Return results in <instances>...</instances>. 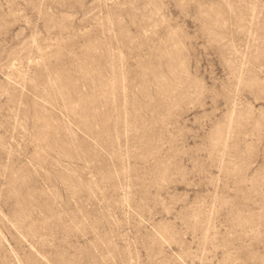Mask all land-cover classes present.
Instances as JSON below:
<instances>
[{
  "label": "rangeland",
  "instance_id": "374dc122",
  "mask_svg": "<svg viewBox=\"0 0 264 264\" xmlns=\"http://www.w3.org/2000/svg\"><path fill=\"white\" fill-rule=\"evenodd\" d=\"M0 264H264V0H0Z\"/></svg>",
  "mask_w": 264,
  "mask_h": 264
}]
</instances>
